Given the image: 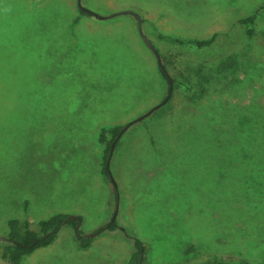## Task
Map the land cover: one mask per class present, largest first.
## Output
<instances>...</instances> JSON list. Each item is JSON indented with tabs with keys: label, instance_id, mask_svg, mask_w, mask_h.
Returning <instances> with one entry per match:
<instances>
[{
	"label": "rangeland",
	"instance_id": "obj_1",
	"mask_svg": "<svg viewBox=\"0 0 264 264\" xmlns=\"http://www.w3.org/2000/svg\"><path fill=\"white\" fill-rule=\"evenodd\" d=\"M263 3L80 0L105 17L99 19L79 14L77 0H0V245L12 217L20 227L27 221L38 229L54 214L75 215L85 235L117 209L115 230L95 233L87 248L65 225L22 264H126L133 249L127 235L146 246L141 264H264V243L241 227L235 233L226 227L222 213L209 206L203 166L193 168L175 151L168 111L186 100L178 83L167 104L121 133L109 160L115 186L101 173L99 142L102 127L126 125L167 95L143 37L170 77L194 79L196 66L208 68L256 44L239 19ZM212 37L200 49L179 43ZM249 75V86L231 87L243 89L240 99L260 87L264 104V70ZM221 85L214 93L228 92ZM0 264L8 261L0 257Z\"/></svg>",
	"mask_w": 264,
	"mask_h": 264
},
{
	"label": "trees",
	"instance_id": "obj_2",
	"mask_svg": "<svg viewBox=\"0 0 264 264\" xmlns=\"http://www.w3.org/2000/svg\"><path fill=\"white\" fill-rule=\"evenodd\" d=\"M77 3L79 14H92L82 7L80 0ZM239 22L247 27L246 35L250 40L256 39V44H245L241 55H226L208 68L205 64L196 66L194 79L190 76L184 79L183 76L174 80L168 75L157 49L154 46L149 48L156 60L158 56L160 59L157 68L167 85L165 104L173 97L172 91L178 87L176 83L186 91L183 94L186 100L180 108L168 106V113L173 114L170 116L174 120L171 131L176 141L175 151L185 153L193 168L203 166V185L209 206L222 213L226 227L234 233L241 227L246 231V236L258 237L264 243V104L259 99L260 87L253 88V96L241 99L238 93L243 89H236L251 84L254 78L249 74L264 70V3L251 15L240 18ZM213 41L214 37L179 43L194 44L200 49ZM221 84L228 88V92L221 90ZM217 85L221 89L214 93L215 89L212 88ZM123 127H102L99 132V142L103 145L101 173L106 182H111L107 161L110 147L113 142L114 148L118 145ZM113 191L116 195L114 186ZM76 224L77 221L68 219L65 213L40 220L38 229L31 228L27 221L20 227L18 218H9L8 231L0 245V257L6 259L8 264H22L27 254L48 245L63 226L71 225L74 228ZM105 225L94 232L99 233L105 229L113 231L116 228L115 220L106 228ZM74 233L77 245L87 248L91 237L80 235L82 233L79 228ZM127 240L133 249L126 264H141L145 244L130 235H127ZM187 249L193 250L194 247L190 245ZM201 264L226 263L208 260ZM236 264H249V260H239Z\"/></svg>",
	"mask_w": 264,
	"mask_h": 264
},
{
	"label": "water",
	"instance_id": "obj_3",
	"mask_svg": "<svg viewBox=\"0 0 264 264\" xmlns=\"http://www.w3.org/2000/svg\"><path fill=\"white\" fill-rule=\"evenodd\" d=\"M84 8V7H83ZM92 15L94 17H97L99 19H104L105 17L101 16V15H98V14H95V13H92ZM139 20V19H138ZM145 43L148 45V47L150 48H153V45L145 38L143 37ZM157 61L160 62V59H159V56L157 57ZM166 101V98L163 99L161 102L155 104L153 107H151L148 111H146L145 113L139 115L138 117H136L135 119L133 120H130L126 125H124L121 133L128 127L130 126L131 124H133L134 122L138 121V120H141L142 118L148 116L149 114H151L154 110H156L157 108H159L163 103H165ZM120 133V135H121ZM113 148H114V142L111 144V147H110V152H109V155H108V158H107V161L109 162L110 160V157H111V154H112V151H113ZM111 182L112 184L115 186V182L111 176ZM116 211L117 209H115V212L113 213L112 217L110 218V220L108 221L107 225H105V228L108 226V224L110 222H113L115 220V216H116ZM68 219H75L77 221V224L76 226L74 227V230H77L81 224V219L79 216H75V215H68ZM95 233H90V234H85L87 237H91L93 236Z\"/></svg>",
	"mask_w": 264,
	"mask_h": 264
},
{
	"label": "crops",
	"instance_id": "obj_4",
	"mask_svg": "<svg viewBox=\"0 0 264 264\" xmlns=\"http://www.w3.org/2000/svg\"><path fill=\"white\" fill-rule=\"evenodd\" d=\"M122 7H128V4L126 2H123V5H121ZM122 7H117V9H120Z\"/></svg>",
	"mask_w": 264,
	"mask_h": 264
}]
</instances>
